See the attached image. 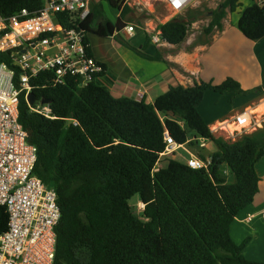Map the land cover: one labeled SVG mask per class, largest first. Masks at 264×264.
Instances as JSON below:
<instances>
[{
	"label": "trees",
	"instance_id": "trees-1",
	"mask_svg": "<svg viewBox=\"0 0 264 264\" xmlns=\"http://www.w3.org/2000/svg\"><path fill=\"white\" fill-rule=\"evenodd\" d=\"M105 2L120 11L116 23L107 16ZM124 3L92 4L81 23L90 55L89 34L109 38L123 33L128 25L124 20L132 11ZM43 6V0H0V15L12 17L27 10L33 16ZM240 8L239 30L250 41L263 39L264 6L253 0H224L212 10L204 34L222 31L224 19ZM189 15L195 19L202 12ZM59 21L73 27L69 16H59ZM192 23L190 17L179 16L158 30L166 43L180 46ZM144 49L136 52L158 59ZM0 64L15 69V84L20 87L12 52H0ZM101 66L102 81L86 87L75 79L48 84L47 73L31 79L34 106L44 103L53 118L34 112L27 92L20 94L19 121L38 150L34 174L58 195L61 219L54 264H264L243 254L251 238L238 245L231 235L235 219L260 193L257 165L264 157V129L229 141L215 135L199 111L208 90L248 96L264 92V83L252 90H244L232 77L219 85L178 84L147 103L115 95L111 82L104 79L107 65ZM166 134L179 145H194V137L214 142L217 151L208 169L195 170L170 158L155 171L166 150ZM226 167L233 175L231 182L223 173ZM135 196L144 205L140 217L130 203ZM8 224L7 210L0 206V235Z\"/></svg>",
	"mask_w": 264,
	"mask_h": 264
},
{
	"label": "built area",
	"instance_id": "built-area-1",
	"mask_svg": "<svg viewBox=\"0 0 264 264\" xmlns=\"http://www.w3.org/2000/svg\"><path fill=\"white\" fill-rule=\"evenodd\" d=\"M43 1V9L33 16L27 10L12 17L0 15V52H12L13 65L20 71L17 87L15 69L0 64V206L6 208L9 216L8 230L0 235V264H54L56 227L61 219L56 190L34 174L38 150L19 121L21 92L26 91L28 97L31 79L43 73L50 74L48 84L63 85L68 79H75L81 87L101 82L104 73L101 64L90 55L87 33L81 28L92 4L100 0ZM159 1L174 17L197 7L202 0ZM253 2L264 6V0ZM59 16H69L68 23L73 27L61 24ZM125 30L130 37L135 35L134 26L127 25ZM149 37L155 46L166 43L158 29ZM261 106L264 107V94L258 104L246 107L212 132L232 125L236 129L225 135L235 140L264 129V110L261 114L257 112ZM31 108L53 118L51 109L42 103ZM194 140L197 145L201 142L200 148L206 147V139ZM166 141L161 158L177 157L178 151L184 149L189 152L185 163L192 169H208L211 165V159H202L186 150L188 144L179 145L168 134Z\"/></svg>",
	"mask_w": 264,
	"mask_h": 264
},
{
	"label": "crops",
	"instance_id": "crops-1",
	"mask_svg": "<svg viewBox=\"0 0 264 264\" xmlns=\"http://www.w3.org/2000/svg\"><path fill=\"white\" fill-rule=\"evenodd\" d=\"M240 14L241 12L236 20H228L227 16L223 21V30L214 34L210 43L196 45L191 50H187V44L174 46L164 43L156 46L155 54H147L148 51L147 53L143 51L146 55L157 56V60H148L139 55L135 68L122 61L121 66L113 71L109 60L98 58L94 53L93 56L100 64L107 65L108 71L104 79L111 82V91L115 95L144 99L147 103H154L155 99L166 93L171 86L180 84L189 87L201 81L219 85L228 77L241 82L244 90H250L264 83V38L257 42L248 40L237 27ZM238 43L242 47L244 61L252 65L258 73L257 81L251 86L243 84V81H249L247 77L238 78L240 76L236 74L238 63L235 50ZM232 53H234L233 57ZM240 75H243V72ZM262 94L263 92L248 96H233L232 99L230 97L233 107H227L226 111H220L207 118L203 116V118L211 129L217 124L232 119L234 117L231 115L232 112L247 101L251 102L246 107L258 104L256 98L259 96L260 101ZM219 104L220 99L215 101L214 105L217 108ZM260 178L262 179L260 193L254 203L235 219L231 235L238 245L245 239L251 238L243 254L251 261L264 263V179L262 176Z\"/></svg>",
	"mask_w": 264,
	"mask_h": 264
},
{
	"label": "rangeland",
	"instance_id": "rangeland-1",
	"mask_svg": "<svg viewBox=\"0 0 264 264\" xmlns=\"http://www.w3.org/2000/svg\"><path fill=\"white\" fill-rule=\"evenodd\" d=\"M223 1L224 0H202L200 3L197 4V7L190 8L191 11L189 9L182 15H179L180 17H184L185 19L190 17L194 22L191 24L189 36L186 39V41L182 44V46L187 44L188 45L187 50H191L192 48L196 47V45L198 46L201 44H208L211 42L214 34H216L217 31L214 32L213 35L207 36L204 34V29L210 23L211 18L209 17V14L212 12V10L217 9L218 6ZM126 3L131 8L132 11L130 14H128V16H126L124 22L128 24V26L135 27V35L133 37H130L126 30L123 33H120L119 36H114V37H109V38L100 37L96 34H89L92 52L98 58H105L109 60L112 65L111 70L113 71L117 70L123 62L128 63L130 67L135 68L136 59L140 58L136 50H141L145 48L144 51L145 53H147L146 51H148L147 54L157 53L156 46L154 44H151L150 42H147V39H150L149 37L150 34H154L157 31L159 25L166 23L176 17H179V16L171 17L172 13L159 0H127ZM104 5H105L107 16L114 23H116L117 18L119 17L120 11L116 8L111 7L110 4L107 2H105ZM197 10L201 11L202 15L198 16V18L193 19V16L189 14H191L192 11L196 13ZM240 11H241V8L236 13H233V14L230 13L227 19L236 20L239 16ZM145 45L147 47H145ZM233 56H234V53H232V57ZM235 56L237 57L236 60L238 63L236 74L240 76L238 78L247 77L249 81H243V84H246L247 86H251L255 84V82L258 79V76H257L258 73L254 70L252 65L244 61L242 47L239 43L235 50ZM242 72H243V75H240L242 74ZM254 88L256 87H252L250 90ZM233 96L234 94H229V93L218 94V93H215L209 90L205 94L204 101L200 105L199 111L202 114V116H204L205 118H207V116L210 117L214 114H217L220 111H224V110L226 111L227 107H233V104L231 102V99ZM219 99H220V104L217 105V108H216L214 104H215V101L217 102ZM258 99H259V96L256 98L257 103L259 102ZM250 102L251 101H247L244 105L236 108V110L232 112L231 115L235 116L236 114L244 111V109L246 108V105ZM208 109L210 112L208 111ZM263 110H264V107L261 106L257 111L258 114H261ZM228 117H230V115ZM220 125L221 124H217L216 126L212 127L211 131L215 130ZM184 126L186 127L185 124ZM225 128L227 131L220 130V131L215 132L214 134L226 140H229V141H235L239 139V138H236L234 140V139L229 138L227 135H225V133L227 132L230 133L234 131L236 129L234 126L230 125V126H226ZM191 135L193 136V134ZM192 139H193V143L195 144L192 146L186 145L185 148L186 150L188 151L190 150L192 153L197 154L200 157L204 156L206 159H210L212 154L217 151V146L214 142L206 140L205 141L206 147L202 149L199 147V144L201 142L197 145L196 141L194 140L195 137ZM176 156L177 157H172V156L162 157L160 163L157 165V169L163 166H166L167 160L170 158L185 162L187 158L189 157V152L185 151L184 149H180L178 151V155ZM257 171L259 175L262 176V178L264 179V157L258 163ZM223 173L229 182L234 180L233 175L231 174L230 170L227 167L224 168ZM130 203L135 207L136 215L140 217L142 215L144 205L140 203L139 198L137 196H135L131 200Z\"/></svg>",
	"mask_w": 264,
	"mask_h": 264
},
{
	"label": "water",
	"instance_id": "water-1",
	"mask_svg": "<svg viewBox=\"0 0 264 264\" xmlns=\"http://www.w3.org/2000/svg\"><path fill=\"white\" fill-rule=\"evenodd\" d=\"M213 16L212 13L209 14V17L211 18ZM27 101L29 103L30 106H34L36 104V99L33 93H30L27 97ZM44 104V103H42Z\"/></svg>",
	"mask_w": 264,
	"mask_h": 264
},
{
	"label": "bare ground",
	"instance_id": "bare-ground-1",
	"mask_svg": "<svg viewBox=\"0 0 264 264\" xmlns=\"http://www.w3.org/2000/svg\"><path fill=\"white\" fill-rule=\"evenodd\" d=\"M232 129V128H231Z\"/></svg>",
	"mask_w": 264,
	"mask_h": 264
}]
</instances>
